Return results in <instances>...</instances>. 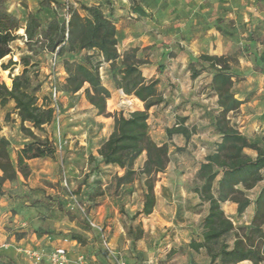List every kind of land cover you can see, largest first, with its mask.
Segmentation results:
<instances>
[{
    "label": "rangeland",
    "instance_id": "rangeland-1",
    "mask_svg": "<svg viewBox=\"0 0 264 264\" xmlns=\"http://www.w3.org/2000/svg\"><path fill=\"white\" fill-rule=\"evenodd\" d=\"M57 1L63 6L58 12L59 17L66 21L70 18L67 7L69 4L77 7V1L87 5L100 3L105 15L116 25L118 49L121 53L131 48V44H128L125 39V31L132 27L133 35L136 36L135 39L139 44L137 45L139 47H136L139 48V56H177L178 54L188 56V53H193L190 38L191 26H196L198 29L195 31L201 33L211 25L227 36L226 47L229 50L227 57L231 61L234 72H237L241 66L237 56H264V45L249 43L250 32L247 30L249 23H246L247 19L251 21L254 18V14L264 13V0H139V6H134L131 0H109V3L106 0ZM8 6L10 11L25 23L29 14L27 1L8 0ZM52 6L55 7L54 4ZM40 17L43 26H46L54 14L48 9H43ZM257 18L254 19L257 20ZM162 32L167 33L163 42L159 40ZM253 32L256 38L260 37L264 32V21H261ZM18 34L20 39L12 44L13 55L0 60V82L11 85L12 78L21 75L25 70V62L29 61V75L34 86L39 89L36 94L39 104L43 102L51 104V85L48 81L50 55L41 45L33 46L31 50L26 45L24 31ZM170 35L175 37L169 38ZM235 35L237 38L233 39ZM200 45L198 44L199 49L203 50ZM85 54L86 52H82L66 55V57L81 61ZM11 60L17 65L4 71L2 65H8ZM62 67L61 61L57 76L60 90L65 82L64 76L59 75ZM201 68H204L201 75L196 79L191 78L193 88L191 93L187 91V100L184 102H176L177 97L174 91L178 89L177 83H171L169 79L164 80L161 94L166 96L167 103L157 107L151 113L149 119L151 138L158 144H167L169 147L168 167L164 173L157 176L156 207L152 215L133 218L141 210L143 203V180L139 176L134 183L121 187H117L118 178L124 174L121 169L107 173L106 182L95 179L99 178V173H103L98 157H90L89 161L94 167L90 173H84L81 170L83 163L79 160L78 163L71 164L63 148L56 159L50 160L48 165L41 166L37 163L33 166L38 174L32 176V183H28L30 175L28 179H24L26 184L24 181H21V185L16 183L17 189L14 188L15 184H6V188L14 193L32 191V194L28 202L14 200L15 207L11 210L4 209L7 210L6 213L1 210L4 206L0 204V238H5L4 243L8 245L7 249L0 247V264H8L9 260L14 264H33L24 251L39 250L48 254L62 246L65 243L63 239L69 238L71 233L88 235L95 244L100 246L98 254L106 260L110 259L109 253L102 249L100 233L86 223L87 218L103 228L112 250L127 264H220L219 261L212 262L205 250L196 252L190 247L192 241H201L203 233L201 222L208 213V204L202 202L197 193V189L202 186L199 178L200 164L215 150L216 144L221 139L213 126L214 118L218 113L217 100L211 94L209 87L211 72L207 70L206 64H197V69ZM255 69L258 71L256 66ZM109 71L110 69L106 66L101 71L104 85L108 81ZM175 76L182 83L189 80L182 68H179ZM235 83L232 91L234 94L237 92L240 98L255 96L251 94L254 89H246L243 85L235 87ZM63 95L61 94L59 98L60 104ZM81 96L80 98L78 96V102ZM121 104L123 109H126L121 111L126 115L137 111L138 106H142L129 98L123 99ZM252 109L253 107L244 108L230 115L232 124L236 125L241 133L248 130H243L247 122L245 117L253 113ZM189 116L191 120L188 128L191 138L188 142L183 136L170 137L167 134L168 129L174 128L176 124ZM235 116L236 118L233 119ZM18 120L13 106L0 108L2 125L0 135H5L10 140L11 157L14 161H16L17 151L23 144L22 140H25ZM60 125L62 126V114L59 124L55 123L46 127L49 137L54 142L57 141V145ZM249 129L253 133L257 132L254 125H251ZM248 155L253 156L254 153L250 152ZM145 158L143 155L136 162L135 170L138 173ZM70 165L78 169V172L75 169L69 170ZM83 166L86 171L90 169L86 164ZM40 167H44L45 171L40 172ZM262 174L264 177V171ZM30 184L33 187H30ZM263 186L264 181L248 193L252 201L256 199ZM225 206H223L225 214L234 222L235 227L244 228L247 232L251 226L254 206H251L242 217H239L237 212L231 211L229 205ZM61 207L72 212L75 220L71 221L62 213ZM22 225L24 226L20 227ZM35 230L47 234L41 236V238L47 237L40 244L37 241L30 242ZM118 230L122 232L116 235ZM114 235L116 245L112 243ZM19 236L25 239L22 245H17L16 240ZM227 242L232 246L233 238H228ZM72 244L74 248L78 246L75 243ZM220 244L216 245V250L219 249ZM80 254H75L76 264ZM40 264H50V262L48 258H45Z\"/></svg>",
    "mask_w": 264,
    "mask_h": 264
},
{
    "label": "trees",
    "instance_id": "trees-1",
    "mask_svg": "<svg viewBox=\"0 0 264 264\" xmlns=\"http://www.w3.org/2000/svg\"><path fill=\"white\" fill-rule=\"evenodd\" d=\"M132 1L134 6L140 5L139 0ZM106 2L109 3V0ZM76 4L77 7L73 4L67 6L70 18L66 21L59 17L58 12L63 8L61 3L57 0H42L40 8L34 13H29L23 23L10 11L8 0H0V60L13 55L12 44L20 39L18 33L23 30L29 48L43 46L50 55V61L56 55L57 70L62 61L66 78L62 90L59 89L56 78L59 92L72 97L84 90L86 101L96 110L98 116L114 119V130L98 151L100 163L124 171L123 176L118 178L117 187L134 183L137 176L143 180L142 208L133 218L149 217L156 207L157 176L164 173L169 164L168 145L158 144L149 133L150 111L167 103L159 92L160 80L147 81L144 78L141 67L147 61L138 57L139 48H129L123 53L119 51L116 25L105 15L101 6L87 5L81 1ZM43 9H48L54 14L46 26H43L40 17ZM249 42L263 46L264 35L256 38L252 31ZM82 52L86 54L81 61L66 57ZM200 63L206 64L207 70L211 72L209 87L217 100L218 113L213 126L221 139L215 150L200 164L199 178L202 186L197 189V193L202 202L208 204V213L201 222V241H192L190 247L196 252L205 250L212 262L219 261L220 264H262L264 186L254 201L249 198L248 193L264 181V147L248 139L232 124L230 115L236 114L244 102L238 100L232 91L234 83L241 81V78L233 71L228 57L201 55L188 66L192 79L201 75L204 68L197 69V64ZM15 65L17 63L11 60L8 65L3 64L2 68L8 71ZM29 65L30 62L26 61L25 70L21 75L12 78L11 86L0 82V108L13 105L14 113L20 122V131L26 140L23 147L17 151L14 161L11 157L10 140L0 137V200L30 201L32 191L14 193L6 188V184L21 185V177L28 179L31 175L29 161H54L58 154L57 146L46 130V127L56 123L55 110L52 101L51 104H39L36 95L39 89L34 86L29 75ZM105 65L109 66V77L115 88L142 102L144 110L127 115L123 111L115 114L107 112V101L111 98V93L102 82L101 71ZM49 67L50 82L49 78L53 72L51 66ZM256 67L261 73L264 72V56L256 57ZM163 69V66L158 68L159 74H162ZM185 121L183 119L174 128L168 129L167 134L170 137L183 136L188 142L191 132L185 126ZM1 129L0 122V131ZM246 151L253 152L255 156L248 155ZM143 155L146 158L138 173L135 165ZM226 203L237 206L239 217L254 206L251 226L247 232L244 228H236L234 222L226 216L223 209ZM60 210L71 221L75 220L72 212L63 207ZM86 223L89 225L87 221ZM33 234L39 237L47 235L38 230ZM231 237L232 246L227 242ZM23 238L19 236L18 240ZM65 240L76 242L78 245L87 244L86 236L78 233H71L69 238L63 239V243ZM219 243L220 247L216 250ZM86 260L89 263L87 258ZM8 264L14 262L9 260Z\"/></svg>",
    "mask_w": 264,
    "mask_h": 264
},
{
    "label": "crops",
    "instance_id": "crops-1",
    "mask_svg": "<svg viewBox=\"0 0 264 264\" xmlns=\"http://www.w3.org/2000/svg\"><path fill=\"white\" fill-rule=\"evenodd\" d=\"M28 4L29 13H34L39 9V3L41 0H26ZM132 1V0H131ZM96 6H100V3L95 4ZM134 5V4H133ZM131 6V4H129ZM103 9V8H102ZM121 16V14H119ZM259 17V19L257 18ZM254 18H257L254 19ZM254 18L250 20H246V23H249L247 25L248 32L254 31L257 26L260 24L261 21H264V13L254 14ZM250 21V22H249ZM190 38L192 40L191 45L193 50V53H188L187 55L178 54L177 56H138L141 59H144L147 61L145 65L141 67V70L143 72V76L147 81H150L152 79H159V92H161V86L164 82V80L169 79L171 83H177V91H174L176 94V102L179 101H186L187 100V91L188 93H191L192 91V82H191V74L190 70L188 68L189 64L197 60L201 55H209V56H227L229 53V50H227V36L223 31L216 30L211 25L207 26V30L204 32L198 33L195 30L198 29L196 26H191L190 28ZM132 27L127 29L125 31V39L128 41V44H131V48L139 47L137 45L138 42L136 41L133 32ZM166 32H162L159 40L165 41ZM262 35H264V32H262ZM175 37L170 35L169 38ZM237 36L233 39H236ZM174 40V38H173ZM250 43V42H249ZM198 44H201L200 46L203 48V50L199 49ZM217 45V47H215ZM126 51V50H125ZM167 51V50H166ZM141 52V50H140ZM186 52V51H185ZM197 55V56H196ZM256 57L257 56H237L238 61L240 62L239 70L236 73L241 78V81L235 83V87L243 85V87L248 88L249 90L254 89V92L251 93L255 95L253 98L251 96L240 98L239 94L236 92L235 96L238 100L244 102L241 106V109H248L249 107H253L251 111L253 113L249 114L247 117V122L245 123V127L243 130L248 129L247 131L242 132L243 135H245L248 139L251 141L258 142L261 146L264 147V72L256 71ZM106 67H109L108 65H105ZM160 66H163V72L162 74H159L158 68ZM179 68H182L185 70V76L187 79V82H181L176 79V73L178 72ZM59 75L64 76L66 78V72L63 68L60 69ZM111 93V98L107 101V112L111 114H115L121 112V110L125 111L126 109H123L122 106V100L125 98L132 99L135 102L140 103L142 106H138L137 110H144V104L140 102L138 99L132 96H126L121 90H118L115 88L113 82L111 81L110 77L108 78V81L104 85ZM83 92L78 93L75 96H66L63 95L62 103H61V114H62V126H59V140H62L65 142L64 149L66 157L69 161H71L73 164L74 162L81 161L82 167L81 170L84 171V173H90L93 169V165L90 163L89 159L91 156L98 157L99 162L101 161V158L98 154V151L102 147V145L109 139L110 135L112 134L114 130V119L104 116H98L96 110L86 101L84 95H82ZM82 95V96H81ZM163 95V94H162ZM250 95V94H249ZM78 96L81 100L78 102ZM165 100L167 99L165 95H163ZM13 106V105H11ZM156 109L153 108L150 111V116L152 111ZM255 110V113H254ZM15 117L18 119V117L15 115ZM236 116L233 118L235 119ZM185 126L188 128V123L191 120V116L185 118ZM19 121V120H18ZM20 123V122H19ZM251 125H254L257 130L256 133H253L250 128ZM62 127V129H61ZM253 130V131H255ZM0 137H6L0 135ZM56 138V135H55ZM52 140V139H51ZM54 141V140H53ZM23 144L21 145L20 149L23 147L26 140H22ZM55 145H57V141H55ZM251 151H246L247 154H249ZM255 156V154L253 155ZM50 160H31L29 161V165L31 167V177L28 179V183H32V176L37 173V169H33V166L39 163L41 166L45 164L48 165ZM78 163V162H77ZM87 165L90 169L84 170L83 165ZM103 168V173H99V178L95 179H101L106 182L108 179V174L111 171L120 170L118 167L114 166H104L101 165ZM41 171H45V168L40 167ZM68 169L73 170L71 165L68 166ZM76 172H78V169H75ZM95 173V171H93ZM38 174V173H37ZM20 181H24V179L21 177ZM26 184V182L24 181ZM30 187H33L32 184H30ZM17 189V186L14 187ZM0 204L4 207L1 209L4 211L3 213H6L7 210H11L13 207H15V203L13 200H7L2 199L0 200ZM227 207L229 205L230 210L237 212V206L232 203H226L224 204ZM1 213V212H0ZM24 225L20 226L23 227ZM122 230H118L116 235L121 234ZM47 236L43 238H38L36 234L32 235V238L30 242L34 243L37 241L39 244L45 240ZM87 238V244L86 245H78L76 242H70L66 247L68 250L70 249V261L71 264H76V253H82L86 256L90 264H112L110 259H105L103 256L98 254V251L100 246L94 243V241L89 238V236H86ZM5 238H0V247L5 245L4 243ZM25 239L16 240L18 243L17 245H22L24 243ZM75 243L78 246L73 247V244ZM112 243L116 245V236H113ZM62 245V246H64ZM54 250V249H53ZM52 250V251H53ZM51 251V252H52ZM69 254V255H70Z\"/></svg>",
    "mask_w": 264,
    "mask_h": 264
},
{
    "label": "built area",
    "instance_id": "built-area-1",
    "mask_svg": "<svg viewBox=\"0 0 264 264\" xmlns=\"http://www.w3.org/2000/svg\"><path fill=\"white\" fill-rule=\"evenodd\" d=\"M50 66L52 70V74L49 78L50 80V93H51V100H52V107L55 110V116H56V123L59 124L60 122V116H61V108H60V96L61 93L58 90L56 78L58 76V70H57V57L54 55V57L50 61ZM65 142L62 140H59V144L57 145V152L60 153L63 151ZM66 182V181H65ZM87 221L89 225L96 229L100 235L102 240V248L105 252H108L110 255V261L112 264H127L121 257H118V255L112 250L111 244L108 241L107 235L104 234L103 228L96 225L92 220L87 218ZM69 243L67 240H65V244ZM2 248L7 249L8 245H3ZM24 253L32 260L33 264H40L42 263L45 258H48L50 264H69V250L64 245L61 247L55 248L52 252L46 254L44 251L39 250H26ZM77 264H88L85 256L78 255L77 258Z\"/></svg>",
    "mask_w": 264,
    "mask_h": 264
},
{
    "label": "water",
    "instance_id": "water-1",
    "mask_svg": "<svg viewBox=\"0 0 264 264\" xmlns=\"http://www.w3.org/2000/svg\"><path fill=\"white\" fill-rule=\"evenodd\" d=\"M8 86H11V85H9V84H7Z\"/></svg>",
    "mask_w": 264,
    "mask_h": 264
}]
</instances>
